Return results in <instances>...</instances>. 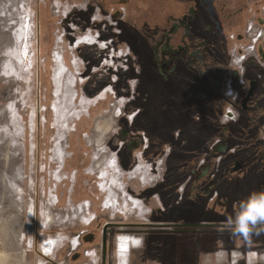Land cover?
<instances>
[{
    "label": "flooded vegetation",
    "instance_id": "1",
    "mask_svg": "<svg viewBox=\"0 0 264 264\" xmlns=\"http://www.w3.org/2000/svg\"><path fill=\"white\" fill-rule=\"evenodd\" d=\"M87 1L96 4L98 17L109 15L115 22L106 27L101 20V30L109 33L111 26L128 36L139 60L141 73L120 120L116 158L122 167L136 163L130 178L140 176L148 183L145 196L159 206L142 218L133 215L102 228L99 222L82 230L74 225L62 246L52 242L49 250L55 257L46 259L53 264H113L124 241L120 237L140 238L144 255L149 237L171 233L228 236L242 243L263 239L264 218L250 205L264 197V43L249 47L253 26L264 31V0ZM79 39L78 46L98 44L91 33ZM99 43L109 49L106 40ZM74 67L80 68L77 60ZM172 162L178 165L180 182L174 193L165 181ZM155 163L160 171L147 181ZM105 179L103 175L99 185L102 192L108 190ZM124 189L129 195L125 184ZM132 199L117 197V203L131 204ZM85 210L83 206L82 217ZM246 213L254 220L242 219ZM190 215L199 221L187 223L204 227H171ZM245 223L246 232L241 228ZM237 249L222 254L242 259L249 253L245 245Z\"/></svg>",
    "mask_w": 264,
    "mask_h": 264
},
{
    "label": "rangeland",
    "instance_id": "2",
    "mask_svg": "<svg viewBox=\"0 0 264 264\" xmlns=\"http://www.w3.org/2000/svg\"><path fill=\"white\" fill-rule=\"evenodd\" d=\"M95 7L86 0H0V264H53L46 259L55 257L48 250L52 242L62 246L75 226L82 230L99 222L102 228L133 215L142 218L159 206L145 196L148 183L140 176L130 178L136 163L127 161L122 167L116 158L120 120L141 66L128 36L111 26L109 33L101 30L115 22L109 15L98 17ZM88 33L98 44L78 46ZM102 39L109 49L98 47ZM63 57L59 90L56 77ZM156 164L147 181L160 171ZM169 165L172 173L165 181L174 193L180 185L178 165ZM103 175L105 192L99 187ZM120 175L128 198H134L131 204L117 203L122 194L114 183ZM181 219L199 221L197 215ZM178 236L195 247L196 235ZM247 239L243 245L252 240ZM172 242L173 237H149L152 253L144 255L141 246L133 250L134 257L123 256L119 249L113 264H156L169 255ZM194 250L182 258L195 263ZM155 251L166 253L155 256ZM216 254L206 255L203 262L216 264ZM240 260L232 257L230 262Z\"/></svg>",
    "mask_w": 264,
    "mask_h": 264
},
{
    "label": "crops",
    "instance_id": "3",
    "mask_svg": "<svg viewBox=\"0 0 264 264\" xmlns=\"http://www.w3.org/2000/svg\"><path fill=\"white\" fill-rule=\"evenodd\" d=\"M176 198H174V202H175ZM174 206V204H172V207ZM186 222L183 221L182 219H178V222ZM164 237H173V242L172 245L170 247V250H168L169 255L162 256V252L163 251H155L154 254L155 256H158L161 254L163 261L159 260L156 262V264H165L166 260L168 262V264H205L203 262V259L206 258V255L208 254H214L215 252L217 253L215 255V257H217V263L216 264H233L232 262H230V260L232 259V257L234 258L235 254L232 256H224V254H222L223 251H233L235 252L236 249L240 246L243 245V243L241 242V238H234L232 240V238L228 237V236H218L215 238V236H200L197 237L195 236V238H197V241L195 243V247H191L192 241L188 240V243L190 244V246H188L187 244H184L182 242L183 236H177V234H169L167 236H162L161 238ZM143 241V240H142ZM250 243L245 245L246 248H248V254H245L242 259L240 260L241 264H264V253L262 251H257L258 248L260 249L262 247V244L264 245V238L263 239H252L249 240ZM262 243V244H261ZM138 247H141V245H139ZM138 247H136L135 249H137ZM196 249L194 250L196 252V256H195V263H188L187 259H183L181 255L183 256H187L188 252H191L192 249ZM264 248V247H263ZM175 249V250H172ZM238 250V249H237ZM240 250V249H239ZM214 251V252H212ZM262 252V253H261ZM163 253H166L165 251ZM180 255V256H179ZM155 259H159V257L155 258ZM226 259H229L228 261H226ZM214 264V263H213Z\"/></svg>",
    "mask_w": 264,
    "mask_h": 264
},
{
    "label": "bare ground",
    "instance_id": "4",
    "mask_svg": "<svg viewBox=\"0 0 264 264\" xmlns=\"http://www.w3.org/2000/svg\"><path fill=\"white\" fill-rule=\"evenodd\" d=\"M132 39V38H131ZM62 63V64H61ZM59 63V73L57 74V77H56V84L57 86H59V90L61 89L62 87V76L64 75L65 71L63 70L64 68V64L63 62ZM64 79V78H63ZM64 81V80H63ZM63 88V87H62ZM60 93V92H59ZM105 161V160H104ZM113 167V165H112ZM121 184V178L120 179H116L115 183H114V186H116L117 188H119V191L121 192V199H124L127 195L124 194L125 193V189H124V186ZM166 200V199H165ZM164 200V201H165ZM165 205V204H164ZM112 206L114 207V203H112ZM167 209V208H166ZM140 245V240L138 238H134L133 240H129L128 238H124V241H122V243L120 244L119 246V249H120V253L124 256L125 254H131L133 252L134 249H131L130 248H134V247H138ZM50 249V248H49ZM48 249V250H49Z\"/></svg>",
    "mask_w": 264,
    "mask_h": 264
},
{
    "label": "built area",
    "instance_id": "5",
    "mask_svg": "<svg viewBox=\"0 0 264 264\" xmlns=\"http://www.w3.org/2000/svg\"><path fill=\"white\" fill-rule=\"evenodd\" d=\"M251 45H250V49H252L256 44H258L259 42L264 43V31L263 30H259L256 27L253 26L252 28V34H251ZM239 56H235V61L239 62L240 61Z\"/></svg>",
    "mask_w": 264,
    "mask_h": 264
},
{
    "label": "snow or ice",
    "instance_id": "6",
    "mask_svg": "<svg viewBox=\"0 0 264 264\" xmlns=\"http://www.w3.org/2000/svg\"><path fill=\"white\" fill-rule=\"evenodd\" d=\"M250 207L253 210H260V209H264V197H262L259 202L257 201H253V203L250 205ZM260 216L261 218H264V211H260ZM242 219H253L254 217L252 216L251 213H246L245 217H243ZM244 231L246 232L247 230L244 229Z\"/></svg>",
    "mask_w": 264,
    "mask_h": 264
},
{
    "label": "water",
    "instance_id": "7",
    "mask_svg": "<svg viewBox=\"0 0 264 264\" xmlns=\"http://www.w3.org/2000/svg\"><path fill=\"white\" fill-rule=\"evenodd\" d=\"M171 227H180V228H186V229H191V228H196V227H204L202 225H172Z\"/></svg>",
    "mask_w": 264,
    "mask_h": 264
},
{
    "label": "clouds",
    "instance_id": "8",
    "mask_svg": "<svg viewBox=\"0 0 264 264\" xmlns=\"http://www.w3.org/2000/svg\"><path fill=\"white\" fill-rule=\"evenodd\" d=\"M260 211H264V209H260V210H255V212L259 213L260 214ZM248 227V225L245 223L243 225H241V228L242 229H246Z\"/></svg>",
    "mask_w": 264,
    "mask_h": 264
}]
</instances>
